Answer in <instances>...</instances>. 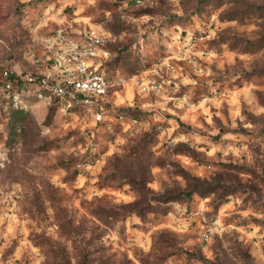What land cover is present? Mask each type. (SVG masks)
<instances>
[{"label":"rangeland","instance_id":"374dc122","mask_svg":"<svg viewBox=\"0 0 264 264\" xmlns=\"http://www.w3.org/2000/svg\"><path fill=\"white\" fill-rule=\"evenodd\" d=\"M59 31L112 36L101 120L38 96ZM0 264H264V0H0Z\"/></svg>","mask_w":264,"mask_h":264},{"label":"built area","instance_id":"2783aa9c","mask_svg":"<svg viewBox=\"0 0 264 264\" xmlns=\"http://www.w3.org/2000/svg\"><path fill=\"white\" fill-rule=\"evenodd\" d=\"M111 42L112 36L108 32L86 34L75 40L68 39L59 31L51 43V47L59 45V50L49 59L50 71L36 83L38 96L64 111L82 110L101 120V97L112 87L111 79L103 70V63L110 56L107 45ZM11 86V81L4 85L6 89ZM139 88L142 92L162 91V86L155 81L140 83ZM24 92L25 89L15 92L13 100L21 101ZM212 232L213 227L210 226L204 230L203 236L207 239Z\"/></svg>","mask_w":264,"mask_h":264},{"label":"trees","instance_id":"16d2710c","mask_svg":"<svg viewBox=\"0 0 264 264\" xmlns=\"http://www.w3.org/2000/svg\"><path fill=\"white\" fill-rule=\"evenodd\" d=\"M111 45L112 44H108L107 45V48L109 49L110 51V56L105 60V62L103 63V70L106 74V76L110 79L111 76L109 74V72L107 71L108 70V67L109 65L111 64L112 62V51H111ZM40 80V79H39ZM38 80V82H39ZM12 82V86L10 89H5V91L8 92V95H9V99L12 101L13 104H15V101L13 100V97L12 95L15 93V92H21L25 89L24 85L23 86H20L22 84L21 81H11ZM6 84V83H5ZM4 84V85H5ZM112 90H113V87L110 88V90L108 91V93L104 96L101 97V101H102V113H103V116L105 115V109L107 110V108H109L110 104H111V100H110V97H111V94H112ZM21 102V101H20ZM51 106H57L55 103H51ZM75 111H78V110H75ZM103 118V117H102Z\"/></svg>","mask_w":264,"mask_h":264}]
</instances>
